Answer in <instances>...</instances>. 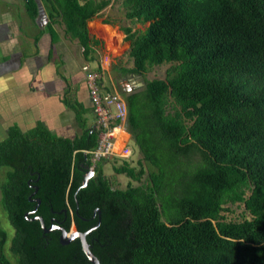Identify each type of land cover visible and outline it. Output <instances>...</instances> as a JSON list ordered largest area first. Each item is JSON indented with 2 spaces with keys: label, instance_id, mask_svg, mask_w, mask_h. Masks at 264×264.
<instances>
[{
  "label": "trees",
  "instance_id": "obj_1",
  "mask_svg": "<svg viewBox=\"0 0 264 264\" xmlns=\"http://www.w3.org/2000/svg\"><path fill=\"white\" fill-rule=\"evenodd\" d=\"M36 1L47 29L61 24L93 61L111 0H24L31 20ZM122 4L131 25L118 28L132 65L113 69L138 76L169 64L164 78L123 93L139 168L113 169L139 184L118 188L98 163L82 186L92 164L84 150L96 147L98 131L68 85L77 136L37 122L28 132L13 125L0 140V205L14 229V262L0 229V264H92L78 237L62 244L61 231H45L38 216L46 228L87 232L99 264H264V0ZM228 205L242 207L240 219H228Z\"/></svg>",
  "mask_w": 264,
  "mask_h": 264
},
{
  "label": "crops",
  "instance_id": "obj_2",
  "mask_svg": "<svg viewBox=\"0 0 264 264\" xmlns=\"http://www.w3.org/2000/svg\"><path fill=\"white\" fill-rule=\"evenodd\" d=\"M37 3L39 12L31 20L26 13L24 0H0V140L7 137V131L13 125H17L22 132H28L37 122H43L58 136H77L80 129L74 111L64 102V96H70L65 92L68 85L72 89L71 99L89 108L85 113L87 125H95V114L83 72V67L89 64L81 65L73 58L76 55L74 50L78 49L79 44L71 40L64 30L61 35L55 26L54 32L47 29L49 20L46 11L40 1ZM23 25L29 28L25 30ZM102 25L107 27L111 23L100 24L104 35ZM116 27L122 33L117 35L122 40L124 33L118 25ZM58 46H62L61 50ZM69 61L76 65V70L72 66V70H67L70 74L62 73L60 66L64 64L67 69ZM99 82L102 93L121 98L122 91H125L128 84L123 87L121 85L120 92L114 89L111 93L103 80ZM88 113L92 116L91 120L87 117ZM116 132V146L131 139L125 122ZM127 149L130 151L129 147ZM102 163L104 162L100 164Z\"/></svg>",
  "mask_w": 264,
  "mask_h": 264
},
{
  "label": "rangeland",
  "instance_id": "obj_3",
  "mask_svg": "<svg viewBox=\"0 0 264 264\" xmlns=\"http://www.w3.org/2000/svg\"><path fill=\"white\" fill-rule=\"evenodd\" d=\"M123 0H111L108 6L101 12V18H108L110 20L111 26L105 27V25H102V28L104 29V39L102 47L99 49L97 53H95L94 60L93 61H87L84 59L82 55V49L80 46H78V49L75 51V56H73L74 59H77L78 63H81V65L88 63V71L91 70H98L102 76L100 77V80L104 82V85H106L110 92L113 93L114 89L116 92H120L121 85L122 87L125 86L126 83L127 87L125 91H122V94L125 92H130L133 90H136L137 88H142L144 85L145 80H150L153 78H164L165 76V70L169 66V64H162L157 66L149 67L147 72L144 73V75H138V76H120L114 69V63H118L119 65L130 67L132 65L131 59L128 56V44L125 43V41L121 37L117 36L119 33H121L116 25H131L130 21L124 16V6L122 4ZM37 3V1H36ZM55 28L57 31L63 35V26L59 23H56ZM133 28L136 29H143L145 25L142 24H134L132 25ZM25 27V30H27L29 27ZM31 29V27H30ZM122 34V33H121ZM76 47V46H75ZM62 46H58V49L61 50ZM98 64H100V69H98ZM72 66H74V70H76V65L69 61L67 65V69L64 68V64L60 66L59 70L62 73H68L67 70H72ZM71 72V71H69ZM86 75L87 71H83ZM70 74V73H68ZM70 78V76H69ZM111 81V83L109 82ZM87 117L89 119H92V116L90 113H88ZM89 121V120H88ZM120 145H117V149L120 150ZM126 147L130 148L131 154L128 157H122L120 155H115L112 157H109L107 160L104 161V163L100 164L102 172L112 179V181L115 183V186L118 188L124 189L127 186V183L131 181L133 185L139 184V182L132 181L130 178H128L125 174H117L114 172L113 167L121 165L124 161L129 163L130 166L135 167L136 169L139 168V164L137 163L138 159L140 158V152L138 147L135 145L132 139H129V141L126 142ZM146 172L150 171L152 169V166L146 165L145 167ZM6 170L5 167H2L0 169V182L3 180V173ZM146 174L142 178V182H145ZM1 198V194H0ZM231 212H228V219H240V213L242 211L241 206L236 205H228ZM0 229L4 230L7 234V239L4 245V253L5 255L12 259L14 262V257L9 251V244L10 240L14 234V229L11 226L6 213L3 211L0 205ZM72 229H76L74 224H71V227L69 231ZM77 230V229H76Z\"/></svg>",
  "mask_w": 264,
  "mask_h": 264
},
{
  "label": "built area",
  "instance_id": "obj_4",
  "mask_svg": "<svg viewBox=\"0 0 264 264\" xmlns=\"http://www.w3.org/2000/svg\"><path fill=\"white\" fill-rule=\"evenodd\" d=\"M86 73V83L89 88L90 102L95 114L94 128L98 131L97 145L88 152L91 159L89 171H94L98 163L104 162L112 155L128 157L130 151L125 141L121 142L120 150L115 144L117 129L125 122L127 106L125 100L119 96L101 92L99 85L102 74L98 70L88 71V66L83 67ZM88 173V171H87ZM93 174V172H92Z\"/></svg>",
  "mask_w": 264,
  "mask_h": 264
},
{
  "label": "water",
  "instance_id": "obj_5",
  "mask_svg": "<svg viewBox=\"0 0 264 264\" xmlns=\"http://www.w3.org/2000/svg\"><path fill=\"white\" fill-rule=\"evenodd\" d=\"M92 172L93 171L88 170V173L85 174L82 186H84L86 184V181L92 175ZM32 200H35V199H32ZM35 219L40 220L41 225L45 231H49V230L54 229V228L59 229L61 231L60 242L62 244L69 243L73 238L78 237L81 241L83 251L85 252L87 257L89 258V260L92 262V264H99L98 258L92 253V251L90 250L89 245L86 241L85 236H86L87 232H80L76 229H72L71 231H66L63 227H61L59 225H54V226H51L49 228H46V226L44 225L43 219L41 217L38 216V217H35Z\"/></svg>",
  "mask_w": 264,
  "mask_h": 264
},
{
  "label": "flooded vegetation",
  "instance_id": "obj_6",
  "mask_svg": "<svg viewBox=\"0 0 264 264\" xmlns=\"http://www.w3.org/2000/svg\"><path fill=\"white\" fill-rule=\"evenodd\" d=\"M93 174H94V171H93ZM93 174H92V175H93ZM51 226H54V225H51ZM51 226H50V227H51Z\"/></svg>",
  "mask_w": 264,
  "mask_h": 264
}]
</instances>
